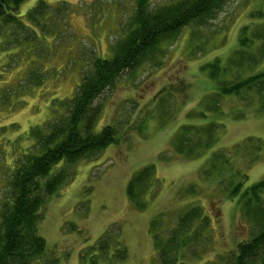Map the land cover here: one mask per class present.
Here are the masks:
<instances>
[{"label":"rangeland","instance_id":"rangeland-1","mask_svg":"<svg viewBox=\"0 0 264 264\" xmlns=\"http://www.w3.org/2000/svg\"><path fill=\"white\" fill-rule=\"evenodd\" d=\"M38 1L25 0L15 14L25 15ZM45 1L52 8L42 21L24 16L25 24L14 20L0 27V212L10 194L11 172L35 144L32 128H42L64 111L61 100L76 94L96 56H113L140 0ZM147 1L148 9H155L174 0ZM61 2L67 6L61 8ZM247 27L264 28V0H231L208 25L187 27L177 41L164 44L160 64L126 71L103 91L95 102L103 106L95 130L113 124L120 140L97 157L79 161L72 179L49 198L39 225L46 255L34 264H164L153 229L176 244L170 231L194 206L209 216L210 229L200 240L171 250L177 261L212 264L251 237L240 201L224 186L237 169L248 174L247 185L264 179V151L249 157L259 144L264 147V102L260 106L255 94L250 100L227 97L220 113L200 116L217 90V81L203 67L217 57L230 59ZM260 60L242 76L263 71L264 56ZM209 121L223 124L215 145L196 146L201 149L191 158L179 154L175 144L183 126ZM220 149L229 153L231 170H221L222 165L210 170V157ZM151 164L156 180L143 195L146 206L137 208L128 185ZM105 237L109 243L99 249Z\"/></svg>","mask_w":264,"mask_h":264},{"label":"trees","instance_id":"trees-1","mask_svg":"<svg viewBox=\"0 0 264 264\" xmlns=\"http://www.w3.org/2000/svg\"><path fill=\"white\" fill-rule=\"evenodd\" d=\"M230 1L174 0L155 9H148L150 3L147 0L139 1L131 27L114 45L113 56H96L90 68L82 73L76 94L61 100L59 108L64 111L42 128H32L30 135L35 144L18 160L7 180L10 194L0 212V264H34L45 257L47 243L39 233L43 207L72 179L74 167L79 161L97 157L109 145L120 140L117 127L113 124H106L101 132L95 130L103 111V106L95 102L103 91L126 71L137 70L147 62L160 64L164 57V44L177 41L187 27L208 25ZM24 2L0 0V27L14 20L25 24L21 19L24 16L35 22L42 21L52 8L45 0H39L25 15L17 16L15 13ZM63 5L67 6L61 2V8ZM59 9L57 11H61ZM239 43L240 49L230 59L224 61L217 57L203 67L211 79L217 81V90L207 98L200 115L204 119H208L211 113H220L227 97L250 100L255 94L260 99V106L263 105L264 70L245 77L242 73L259 64L264 56V28H243ZM229 75H236V78L228 79ZM222 125L218 121L205 122L200 126L184 125L175 144L177 152L191 158L198 155L202 147L212 148ZM250 139L239 143L238 151H243L244 144ZM259 145L249 157H256L264 151V147ZM228 155L222 149L214 151L209 160L210 170H218L219 165H222L221 170H231L228 169L232 165ZM62 162L58 171L52 174L55 166ZM231 176L224 190L229 197L240 201L243 218L252 228L251 237L239 240L232 251L228 250L226 255L220 254L219 261L212 264H264V179L247 185L249 176L239 169ZM155 180L153 164L143 167L131 179L128 194L137 208L146 206L142 201L143 195ZM209 219L199 206L185 212L168 236H172L176 244L172 240H165L159 231L153 229L164 264H190L177 261L179 256L171 253V250L178 251L193 240H200L203 231L210 229ZM157 221H153V227H157ZM108 243V237H105V241L100 240L99 249H104ZM121 258H126V249H122Z\"/></svg>","mask_w":264,"mask_h":264}]
</instances>
